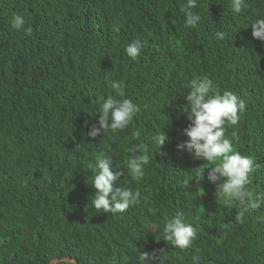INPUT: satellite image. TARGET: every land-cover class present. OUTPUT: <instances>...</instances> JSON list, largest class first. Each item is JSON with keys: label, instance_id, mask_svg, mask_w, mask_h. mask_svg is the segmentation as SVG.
I'll list each match as a JSON object with an SVG mask.
<instances>
[{"label": "trees", "instance_id": "trees-1", "mask_svg": "<svg viewBox=\"0 0 264 264\" xmlns=\"http://www.w3.org/2000/svg\"><path fill=\"white\" fill-rule=\"evenodd\" d=\"M185 2L0 0V264H140V253L161 249L164 264H264V205L237 220L238 203L216 200L206 179L213 165L176 148L190 123L185 95L206 76L214 92L244 100L225 137L254 160L248 187L264 192V46L249 26L264 16V0H247L239 15L228 0H199L195 29L183 27ZM15 15L30 32L11 28ZM218 30L224 41L214 39ZM134 41L136 60L124 51ZM113 81L125 93L116 98L140 111L128 128L90 139ZM162 132L168 140L157 147ZM134 145L150 158L139 180L127 170ZM101 151L124 172L114 188L141 193L123 213L92 207ZM177 213L197 232L183 250L164 240Z\"/></svg>", "mask_w": 264, "mask_h": 264}, {"label": "clouds", "instance_id": "clouds-1", "mask_svg": "<svg viewBox=\"0 0 264 264\" xmlns=\"http://www.w3.org/2000/svg\"><path fill=\"white\" fill-rule=\"evenodd\" d=\"M198 6L199 0H186L181 7L185 29H195L200 24L202 16L194 11ZM228 8L232 14L239 15L249 8V4L247 0H228ZM249 26L252 38L260 41L264 46V16L256 18ZM11 28L17 31L21 29L25 32L31 31L30 28H25V19L20 15L13 17ZM226 36L225 31L218 30L214 33V39L217 41H224ZM124 51L128 58L136 60L141 54V43L134 41L128 44ZM111 88L115 92V97L102 100L99 118L86 132L90 139H95L102 133L106 135L109 131L116 133L128 128L140 111L139 106L131 99L116 98L125 96L121 82L113 81ZM185 100L187 102L185 111L190 123L183 129L182 134L187 139L176 146L177 152H187L194 159L213 165L208 168L206 179L208 183L216 185V200L225 204L237 202L240 211L236 219L243 221L246 214L264 205V192L254 193L248 187L251 183L250 176L256 168L254 160L241 155L234 149L232 141L225 137V125L238 123L240 114L246 109L245 102L231 91H224L222 94L214 92L213 82L206 76L191 82L190 91L185 95ZM132 137L139 140L141 131L139 129L133 131ZM154 140L158 147L163 145L168 137L162 132L155 135ZM139 151L137 145L128 149L130 155L127 160V170L134 180L144 176V166L150 162L149 156L137 154ZM91 167L90 185L94 189L91 204L96 211L115 215L139 203L141 197L139 190L133 191L125 187L114 188V184L124 176V172L114 170L119 167L114 165L111 156L104 151L99 152L95 157V164ZM196 178L202 179L203 171ZM163 233L164 240L181 250L187 249L197 237L196 229L193 225L185 223L182 213H177L165 221ZM165 260L163 249L139 254L140 264H164ZM50 264H56V258L53 257Z\"/></svg>", "mask_w": 264, "mask_h": 264}]
</instances>
